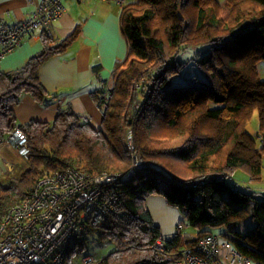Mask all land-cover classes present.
Returning a JSON list of instances; mask_svg holds the SVG:
<instances>
[{"label": "trees", "instance_id": "16d2710c", "mask_svg": "<svg viewBox=\"0 0 264 264\" xmlns=\"http://www.w3.org/2000/svg\"><path fill=\"white\" fill-rule=\"evenodd\" d=\"M119 5L127 51L108 79L96 75L99 127L69 106L60 108L52 122L25 124H16L12 109L23 95L39 103L49 95L39 68L70 46L80 24L55 44L53 36L40 32L41 51L20 68L0 70V142L17 126L29 148L28 168L0 182V221L45 174L68 167L91 174L126 172L132 165L130 137L142 160L160 169L148 167L104 185L107 213L92 231L99 230L113 248L98 264H172L169 255L177 246L209 233H220L242 255L264 263V194L259 198L254 189L227 181L238 169L250 180L261 179L264 0H126ZM183 50L191 52L188 69L179 59ZM254 116L260 144L247 130ZM153 194L179 207L196 236L184 243L179 233L164 238L146 204ZM249 204L251 228H238ZM222 226V232H211ZM158 239L166 243L163 255L154 248Z\"/></svg>", "mask_w": 264, "mask_h": 264}, {"label": "built area", "instance_id": "2783aa9c", "mask_svg": "<svg viewBox=\"0 0 264 264\" xmlns=\"http://www.w3.org/2000/svg\"><path fill=\"white\" fill-rule=\"evenodd\" d=\"M115 1L121 4L126 0ZM62 10L61 0H40L16 25H0V57L13 52L31 34L44 32L51 37L52 24ZM5 142L27 156L26 137L19 127L13 128ZM126 145L132 165L124 173L91 174L68 167L41 176L31 194L12 205L0 221V264H67L71 245L84 241L106 216L104 185L128 180L148 167L160 169L142 160L130 137ZM154 248L163 255L166 243L158 239ZM169 257L172 264H264L242 255L220 233H209L190 245L177 246ZM99 261L94 255L80 254L75 263Z\"/></svg>", "mask_w": 264, "mask_h": 264}, {"label": "crops", "instance_id": "0c3cea01", "mask_svg": "<svg viewBox=\"0 0 264 264\" xmlns=\"http://www.w3.org/2000/svg\"><path fill=\"white\" fill-rule=\"evenodd\" d=\"M39 1L0 0V25H16L25 19ZM61 4L62 14L52 24L53 43L73 32L78 24L79 36L62 54L50 57L40 66V82L49 95L42 103L35 101L30 95H23L12 106L16 124L32 120L52 122L60 108L69 106L75 113L88 118L92 126L97 128L102 110L96 97L100 86L96 75L101 79H108L115 63L127 51L119 24L121 6L115 0H61ZM42 48L40 34L27 36L13 52L0 57V70L7 72L20 68ZM261 67L264 68V64ZM0 143V175L4 170L12 173V162L5 161L2 156L3 147L10 144L5 141ZM16 152L19 154L17 149ZM147 200L148 210L155 225L160 227L161 235L172 234L175 216L157 221L150 203H163V200L152 195Z\"/></svg>", "mask_w": 264, "mask_h": 264}, {"label": "rangeland", "instance_id": "374dc122", "mask_svg": "<svg viewBox=\"0 0 264 264\" xmlns=\"http://www.w3.org/2000/svg\"><path fill=\"white\" fill-rule=\"evenodd\" d=\"M179 59L186 64V69L192 64L191 52L190 50H183L179 54ZM264 69L261 71V76L264 75ZM247 130L256 138L258 144H260V138L257 134V117L254 116L253 119L247 125ZM3 142V141H2ZM1 144V143H0ZM174 145H178L179 141L173 143ZM2 156L5 161L12 162V168L14 166V170L12 173L4 172L0 175V182L6 183L8 179L12 176H18L20 173L25 171L28 168V162L25 157L19 155L16 152V149L11 145H7L3 147ZM263 169L261 173V179L259 180H250L249 175L245 170L238 169L232 175L227 178V181L231 185H235L240 189H247L249 192H252L253 189L257 193L258 197L261 198L264 194V155H263ZM16 163V164H15ZM152 196L160 197L163 200V203H150V207L153 211V215L157 219V221H161L163 218H174L173 223V233L170 235L163 236L166 239L172 238L176 233H179L181 236V241L184 243L187 239L193 238L196 236L197 230L190 226L184 212L177 206L171 205L166 202L165 198L161 194H153ZM149 197V196H148ZM148 201V200H147ZM253 209V205L249 204L246 206L243 216L238 219V228L243 227L246 230H250L252 224V216L251 212ZM154 222V221H153ZM155 224V223H154ZM157 226V225H156ZM226 227H215L211 228V232H222ZM160 229V227H159ZM113 246L110 241L104 240L99 236V230H93L89 233L84 240L83 243L72 244L69 252L67 253L68 258L77 257L78 251L82 250L83 254H91L96 256L97 258H102L107 255ZM77 254V255H75Z\"/></svg>", "mask_w": 264, "mask_h": 264}]
</instances>
